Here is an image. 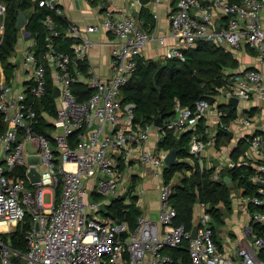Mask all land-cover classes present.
<instances>
[{
    "label": "built area",
    "instance_id": "built-area-1",
    "mask_svg": "<svg viewBox=\"0 0 264 264\" xmlns=\"http://www.w3.org/2000/svg\"><path fill=\"white\" fill-rule=\"evenodd\" d=\"M36 2L48 10L41 19L46 28L42 50L38 51V41L29 32L31 41L22 49L20 62L15 55L11 60L14 68L9 79L0 62V264H167L170 256L164 249L178 247L185 240L190 264H264V234L254 232L251 226L244 230L245 241L237 246L235 256L229 258L215 242L209 212L203 210L198 216L197 235L190 237L192 228L174 222L177 209L170 201L172 184L165 179L157 184V220L140 213L135 228L130 229L125 220L104 214L112 198L129 197L132 192L121 183L122 164H129L132 156L151 167L155 176L164 173L166 152L146 145L153 130L160 128L155 121H135L136 103L122 101L123 86L135 72L146 44L157 40L165 48V58L184 60L185 50L205 39L232 53L250 50L264 64V0H177L176 8L169 12L170 42L165 35L156 36L154 24L144 28L142 18L127 12L106 9L98 22L84 25L66 19L64 32L75 39L70 51L56 44L62 31L55 18L63 16L59 1ZM152 2L156 17L161 0ZM141 4L142 0H131V6ZM6 10L7 3L0 0L3 28ZM98 30L112 34L110 71L103 79L89 64L82 65L94 44L90 33ZM47 70L53 92L57 86L59 93L54 96L56 113L48 121L52 126L46 133L37 126L47 118L46 111L38 108L46 92ZM17 71L21 75L18 81ZM224 74L226 84L215 94L218 101L227 102L231 96H238L239 101L264 99L261 67L246 66ZM77 83L91 91L80 98L74 90ZM210 108L207 98L189 106L177 101L174 115L162 125L174 135L191 126L195 131L189 151L201 164L210 140L203 137L208 128L200 132L198 122ZM258 122L260 130L248 137L249 154L228 161L238 166L252 159L251 180L257 190L245 198L261 208L251 212V219L264 226V107ZM27 143L35 150H28ZM32 166L38 180L28 174ZM219 171L215 167L212 177L218 178ZM93 191L103 198H92ZM44 192L50 193L48 202L43 200ZM102 201L105 208L101 211ZM98 212L105 218H99ZM25 215L29 216L26 249L19 250L11 245L8 233L25 222Z\"/></svg>",
    "mask_w": 264,
    "mask_h": 264
},
{
    "label": "trees",
    "instance_id": "trees-1",
    "mask_svg": "<svg viewBox=\"0 0 264 264\" xmlns=\"http://www.w3.org/2000/svg\"><path fill=\"white\" fill-rule=\"evenodd\" d=\"M4 1L7 3V10L4 17V31L2 37L0 36V62L6 77L9 79L14 68L10 56L15 50L20 28L15 25L18 11L25 12L27 19L25 29L37 39L38 51H41L46 33V28L41 19L48 10L38 6L36 0ZM142 2L146 3L148 0H142ZM55 18L59 28L62 29L60 36L56 39V44L59 48L70 51L72 49L71 44L75 39L67 36L64 32L67 25L66 17L58 15ZM146 18V22H150L147 13ZM82 65L86 67L87 63L83 62ZM237 65L238 60L229 49L205 39H198L195 46L186 49L184 60L179 57H169L161 60L139 56L135 72L123 86L122 101L132 100L136 103L135 121L141 123L153 122L157 116H161L164 122L174 115L177 101L183 106L194 105L199 98H207L210 103H213L216 100L215 94L226 84L224 69L234 68ZM156 70L155 84L159 86L158 89L153 82V74ZM47 78L46 92L39 101L38 108L55 115L56 102L49 70H47ZM74 90L80 94L81 98L86 95L84 93L88 94L91 88L77 83L74 85ZM158 94H160V101L164 106L162 110L159 109V103L157 102ZM225 105L228 107L225 108ZM218 106L224 113L221 115L222 122H228L234 117L232 106L225 103H219ZM50 126L49 123L43 122L37 126V129L46 132L44 127L48 128ZM198 127L200 132L204 130L206 127L204 118H200ZM160 130L163 131L164 136L158 142V147L164 150H170L173 147L178 148V162L171 166L165 165L163 173V177L167 182L171 181L174 173H181L178 181L171 183L170 201L177 209L174 222H184L187 229L192 228L195 223L193 219L194 204L198 199L199 202L204 204L205 211L209 212L211 216L213 237L216 242L215 222L217 225L223 223L221 204L226 209L231 208L232 189L234 187L241 188L246 195L256 192L257 185L251 180L254 166L251 163L226 166L221 168L218 178H213L214 166L203 162L202 165L200 158L189 151L191 135L195 130L189 128L179 135H174L172 130H166L164 127ZM226 134L228 133L225 132V129L219 126L215 140L217 148L226 138ZM206 135L203 136L205 139L208 138ZM247 147L248 141L245 138L239 140L237 146L231 152L232 160H237L243 155ZM225 175L230 177L229 182L224 180ZM91 197L98 198V200L103 198L101 194L94 191L91 193ZM126 198L125 195L112 198L104 214L117 221L125 220L129 228L134 229L137 224L136 218L141 213L137 204L138 197L136 194H130V200L125 201ZM250 204L251 212L261 209L257 205ZM251 222L254 232L264 234V226L253 219H251ZM28 227L29 216L25 215V222L22 225L19 223L10 232V242L14 248L26 249L24 234ZM165 251L170 256V261L167 264H190L191 262L187 240L183 241L182 245L178 247L165 248Z\"/></svg>",
    "mask_w": 264,
    "mask_h": 264
},
{
    "label": "crops",
    "instance_id": "crops-1",
    "mask_svg": "<svg viewBox=\"0 0 264 264\" xmlns=\"http://www.w3.org/2000/svg\"><path fill=\"white\" fill-rule=\"evenodd\" d=\"M58 4L61 8L62 15L67 20L74 22L79 25L88 23L98 22L106 9L116 10L118 12H127L133 16L142 18L145 23L144 28L149 29L154 24L153 32L156 36L165 35L167 36V42L171 39L168 37L169 34V12L176 8L177 0H161L158 4V14L156 17L153 16V2H148L141 5L131 6V0H103L107 7H103L102 0H58ZM144 9V12H143ZM146 13L149 16V21L146 22ZM150 23V25H148ZM23 41H26V46L30 43L31 38L28 35L24 36ZM90 37L94 40V44L89 50L87 56V64L91 67L92 72L100 77L105 78L110 71L111 54L109 40L112 38V34L98 30L90 33ZM24 46V48L26 47ZM165 48L159 44L157 40L149 41L144 50L143 56L145 58L153 59H165L164 57ZM238 60V65L234 68H225L224 70L234 72L241 70L246 66H258L264 70V64H260L251 51L249 54L246 51L241 53H233ZM248 58V59H247ZM224 71V72H225ZM16 80L21 78L20 71L15 73ZM226 78V75H225ZM219 103H225L232 106L234 110V117L228 122L221 121V115L224 114L219 108ZM228 106L225 105V108ZM264 107V99L252 98V99H240L236 108L228 102L218 101L217 99L211 103V108L206 114L201 117L204 118V123L208 128L207 137L210 140V144L206 146L204 155L202 156V162L204 164H211L213 166L214 158L219 160V169L231 166L228 160H232L231 152L237 146L239 140L245 138L248 141V137L252 135L254 131L260 130V124L258 122V116L260 111ZM200 121V120H199ZM219 126L224 129L231 130L233 135L231 138L226 134V138L221 143L220 147L215 146L216 133ZM205 127V128H206ZM192 128L187 126L185 130ZM163 134L160 129H154L146 145L149 148L157 149L163 153L167 150L158 147V142L162 139ZM249 144V142H248ZM249 154V147L246 148L245 152L241 156ZM250 163H253L252 159H248ZM133 164V167H130ZM142 166V167H141ZM123 167L122 174V187L127 190L131 189V194H136L137 204L140 208L141 213L147 215L153 220L158 219V208H159V190L157 187L158 181L153 173V169L149 166H144L137 161L134 156L131 157L129 164ZM215 168V167H214ZM177 173V172H176ZM181 175V173H180ZM154 177V178H153ZM156 177V178H155ZM140 192L148 193V195L140 196ZM153 194V195H151ZM126 196V195H125ZM247 195L242 191L241 188L237 192L232 189L231 191V208L226 209L221 204L223 212V223L216 224L215 220V238L217 246L220 252L229 257L235 256V250L239 244L245 241L244 230L247 226H252L251 222V204L246 200ZM127 197V196H126ZM129 197L125 201H129ZM108 206V205H107ZM205 210L204 204L197 202L194 204V221L197 220L198 216ZM165 250V249H164ZM227 263H230L228 260Z\"/></svg>",
    "mask_w": 264,
    "mask_h": 264
},
{
    "label": "water",
    "instance_id": "water-1",
    "mask_svg": "<svg viewBox=\"0 0 264 264\" xmlns=\"http://www.w3.org/2000/svg\"><path fill=\"white\" fill-rule=\"evenodd\" d=\"M102 3H103V7L106 8L107 6L104 5L105 2L103 0L101 1V4ZM26 21H27V19H26L25 12L22 11V10H19L18 13H17V16H16L15 25L18 26V27H23L26 24ZM217 28H219V22H217ZM26 35L29 36V32H26ZM156 73H157V70L153 74V82H154V84H155ZM103 81H104V83H106V80H103ZM155 86H156L157 89L159 88L158 85L155 84ZM58 91H59L58 87L55 86L53 95L56 96L59 93ZM157 102L159 103V109L162 110L164 108V106H163V104L160 101V94H158V96H157ZM227 102L229 104L233 105L234 108H236L238 103H239V97L238 96H231V97L228 98ZM155 125L158 126L159 128L162 127L163 119H162L161 116H157L156 117ZM225 132L228 133L230 138L233 135V132L231 130L225 129ZM177 151H178V148L173 147L172 149L168 150L164 154L163 160H164L165 165L171 166V165L176 164L178 162V160H177ZM212 160H213V166L217 167L219 165V160L216 159V158H214ZM28 174L30 175L32 180H38L39 179V174L36 171L35 167H33V166L30 168V171L28 172ZM224 180L226 182H229L231 179H230V177L228 175H225L224 176ZM104 208H105V202L102 201V202L99 203V209L102 211V210H104ZM197 229H198V224L195 222L193 224V226H192L190 237H195L197 235ZM123 235H127V231L126 230L123 231Z\"/></svg>",
    "mask_w": 264,
    "mask_h": 264
},
{
    "label": "rangeland",
    "instance_id": "rangeland-1",
    "mask_svg": "<svg viewBox=\"0 0 264 264\" xmlns=\"http://www.w3.org/2000/svg\"><path fill=\"white\" fill-rule=\"evenodd\" d=\"M25 27H20L19 28V31H18V41H17V43H16V46H15V50H14V52L12 53V55L10 56V60H12L13 59V57H14V55L15 56H17V62L19 61L20 62V60H21V52H22V49L24 48V46H26V41H23V39H29V38H25L24 37V35L26 34V32H25ZM4 31V28H3V26H2V19L0 18V36H2V32ZM246 52H248L249 54L251 53V51L250 50H246ZM248 59V58H247ZM15 71H16V69H15ZM15 83V82H14ZM45 116H47V118L46 119H44V122H46V123H49L51 126H52V124L50 123V122H48V121H50V118L51 117H53L54 115H51V114H49L48 112H46L45 113ZM45 129H46V127H44ZM49 128V127H48ZM26 147H27V149L28 150H30V151H33V150H35V148L32 146V145H30V143H27V145H26ZM134 165L133 164H131V166L130 167H133ZM142 167V166H141ZM180 177V172H177V173H174L173 174V176H172V178H171V183L173 184L174 182H176V181H178V178ZM154 178V177H153ZM156 178V177H155ZM158 181H161V180H163L164 178H163V174H161V176H160V178H156ZM87 186H88V188H90V182H87ZM236 192H237V190L239 189V188H237V187H234L233 188ZM148 195V193H143V192H140V196H142V195ZM151 195H153V194H151ZM43 200H44V202H48L49 200H50V193L49 192H44L43 193ZM95 200H98V198H95ZM97 216L99 217V218H105L104 216H103V214H102V212H98L97 213ZM9 235L11 234L10 232L8 233Z\"/></svg>",
    "mask_w": 264,
    "mask_h": 264
},
{
    "label": "clouds",
    "instance_id": "clouds-1",
    "mask_svg": "<svg viewBox=\"0 0 264 264\" xmlns=\"http://www.w3.org/2000/svg\"><path fill=\"white\" fill-rule=\"evenodd\" d=\"M161 128H162V127H161ZM167 151H168V150H167ZM167 151H166V152H167Z\"/></svg>",
    "mask_w": 264,
    "mask_h": 264
}]
</instances>
